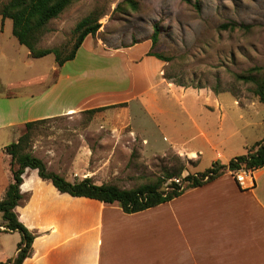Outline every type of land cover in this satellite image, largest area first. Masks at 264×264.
<instances>
[{
  "label": "rangeland",
  "instance_id": "374dc122",
  "mask_svg": "<svg viewBox=\"0 0 264 264\" xmlns=\"http://www.w3.org/2000/svg\"><path fill=\"white\" fill-rule=\"evenodd\" d=\"M7 1L0 0V6ZM131 1L134 9L126 0H73L47 23L37 46L67 53L75 41L76 23L92 13L98 17V31L116 35L119 42L148 36L157 24L154 48L171 58L165 61L164 75L182 86L158 102L159 112H142L133 99L118 102L127 98L128 86L121 82L124 74L117 67L102 69L113 60L102 54L103 48L82 46L72 60L57 67L53 54L31 57L13 36L12 21L0 16V118L6 119L14 107L18 121L36 119L25 151L70 182L88 177L94 184L134 188L159 176L164 168H177L176 156L185 161L181 175H186L209 168L218 152L223 153L225 166L220 174L234 180L235 169H229L228 162L245 152V141L251 146L264 137V103L253 92L255 84L234 76L253 67V75L264 76V0ZM199 88L219 92L225 117L220 130L216 125L211 128L217 133L216 147L211 149L198 137L186 143L188 149L202 150L195 163L177 153L173 142L179 144L197 133L184 107L200 127L206 124L205 115L212 114L199 115L205 101L204 95L194 96ZM100 104L111 106L86 112ZM67 108L76 110L37 119ZM24 131V126L0 130V157L1 145L17 140ZM103 204L88 200L68 204L61 198L57 207L99 210Z\"/></svg>",
  "mask_w": 264,
  "mask_h": 264
},
{
  "label": "crops",
  "instance_id": "0c3cea01",
  "mask_svg": "<svg viewBox=\"0 0 264 264\" xmlns=\"http://www.w3.org/2000/svg\"><path fill=\"white\" fill-rule=\"evenodd\" d=\"M150 36L119 42L116 35L98 31L87 35L79 48L86 45L103 48L102 54L113 60L102 69L108 71V67H117L124 74L121 82L128 86L127 98L118 102L130 103L133 99L142 112L153 115L160 111L158 102L168 93L175 95L173 89L182 86L165 77V61L148 54L149 51L157 52L152 48ZM87 67L92 68V63ZM201 95L205 101L200 104L199 115L203 116L205 111L212 113L205 115V126H198L184 107L197 133L179 144L173 142L177 153L195 163L202 150L188 149L186 143L198 137L213 149L217 133L211 128L216 125L220 130L225 117L224 100L219 92L199 88L194 96ZM234 102L238 104L236 99ZM74 110L67 108L37 119ZM6 115V119L0 118V130L7 126L22 128L26 122L36 120L18 121L14 107ZM262 125L264 129V123ZM236 131L238 129L227 137ZM246 143L245 152L252 146ZM6 145H1L0 200L12 181L10 157L4 151ZM222 154L218 152L213 162L222 164ZM238 155L241 154L234 157ZM253 177L255 186L252 189L239 190L232 177L220 174L199 186L187 187L167 202L126 214L115 203L103 204L99 210L59 208L57 204L61 198L68 204L73 200L100 202L59 192L50 181L41 179L35 169L26 168L19 186L22 198L15 211L19 221L35 234V238L30 255L21 264H264V165L253 170ZM19 241L20 234L7 230L1 220L0 263L14 259Z\"/></svg>",
  "mask_w": 264,
  "mask_h": 264
},
{
  "label": "trees",
  "instance_id": "16d2710c",
  "mask_svg": "<svg viewBox=\"0 0 264 264\" xmlns=\"http://www.w3.org/2000/svg\"><path fill=\"white\" fill-rule=\"evenodd\" d=\"M73 0H8L0 6V16L2 19L9 18L12 21V34L17 42L26 47L29 55L39 58L47 54L54 55V61L57 67L62 66L66 61L72 60L78 48L87 35H94L99 27L98 17L93 13L80 19L74 29L75 41L71 49L62 54L59 48H39L37 46L42 34L44 33L47 23L56 18ZM134 9L135 5L131 0H126ZM188 1V0H187ZM121 5H118L119 8ZM223 28L226 25L222 26ZM159 27L157 24L152 26V48L158 42ZM149 55L163 60L170 61V57L161 53L149 51ZM256 67L247 70V73H237L235 78L242 82H252L255 84L253 90L260 102L264 103V76H256L251 72ZM111 105L100 106L87 109L86 112L94 113L102 111ZM35 121H28L24 124L25 131L4 148L5 153L10 157V170L12 181L7 186L3 198L0 200V213L4 222V227L10 231H16L20 234V241L17 244V254L12 261L8 260L0 264H21L23 260L30 255L31 244L35 234L29 231L25 225L19 221L15 211L22 195L19 186L22 183V174L26 168L35 169L39 177L48 180L51 184L62 193H67L74 197H84L97 200L100 203L112 204L117 203L122 212L131 214L139 212L158 204L167 202L179 196L187 187H196L218 176L225 166L219 162H213L209 168L202 172L188 173L184 180L189 184L180 189V186L174 182L164 185V183L173 177H180L185 169V161L176 156L177 168L162 169L159 176L154 177L151 181L142 183L134 188H119L114 184L102 183L94 184L90 178L86 177L76 182H70L63 176L48 171L41 159L25 151V145L29 139L30 132ZM189 162V160H186ZM244 165L248 169H256L264 165V138L249 147L244 154L235 156L228 162V168L231 170L240 168ZM206 181L203 177L208 175ZM167 188V189H166Z\"/></svg>",
  "mask_w": 264,
  "mask_h": 264
},
{
  "label": "built area",
  "instance_id": "2783aa9c",
  "mask_svg": "<svg viewBox=\"0 0 264 264\" xmlns=\"http://www.w3.org/2000/svg\"><path fill=\"white\" fill-rule=\"evenodd\" d=\"M186 175H181L180 177H173L172 179H170L169 183L174 182L175 184L180 186V189H183L189 184V181L184 180V177ZM209 175L210 174L204 176L203 180L206 181ZM233 178L240 190H250L255 186L253 169H248L244 165H241L240 168L234 170Z\"/></svg>",
  "mask_w": 264,
  "mask_h": 264
}]
</instances>
